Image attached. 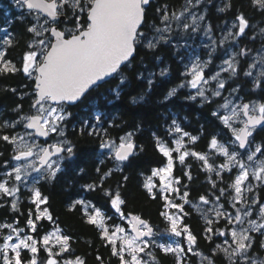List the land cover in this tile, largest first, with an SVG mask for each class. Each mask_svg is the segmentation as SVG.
Segmentation results:
<instances>
[{
    "label": "snow or ice",
    "instance_id": "1",
    "mask_svg": "<svg viewBox=\"0 0 264 264\" xmlns=\"http://www.w3.org/2000/svg\"><path fill=\"white\" fill-rule=\"evenodd\" d=\"M14 2L19 7L29 10L30 15L33 12L36 13L37 23L28 27L27 31L32 33L34 38L39 39L28 43L19 66L12 59L7 58V48L0 50V76L22 72L35 83V99L30 106V109L34 111L21 114L18 119L11 122L5 120L0 124V132L5 129H15L18 125L24 129L23 132L0 134V141L12 146L11 161L15 162L4 161L5 170L0 178V197H14L11 209L18 212L17 193L20 192L21 185L27 187L31 180L33 186L29 189L30 202L35 206V213L31 209L28 211L26 220L28 232L14 224H0V228L10 230L8 234L0 235V261L2 264H86L82 257L70 254L71 237L64 234L59 225L55 224L47 207L41 208L42 205L48 204L49 197L44 195L35 184L39 182V179L55 180L57 174L63 171L65 162L72 161L76 155L75 145L71 141L56 139L49 143L48 140L53 134L57 137L64 136L62 125L71 115L66 111V105L79 101L98 81L120 71L121 65L131 64L135 58L137 45L142 40H148L141 28L145 24L146 11L151 0H14ZM199 2L200 0H196L197 4ZM191 3L192 0H188V4ZM252 3L264 9V0H252ZM187 11L188 8L185 7L179 13L169 14L167 5L158 8L157 12H162L160 21L164 26H152L159 34V39L153 37L148 40L146 47L152 49L161 40L167 42L164 33L171 32L173 21H176L179 26L181 18ZM60 17L69 19L74 27L66 31L59 30L58 25L62 22ZM197 19L203 20L204 17L197 18L193 15L192 25H196ZM235 20L232 27L237 31L235 33L230 31L225 39L229 36L236 38L245 34L249 26L246 17L241 13ZM189 27L192 26L183 24L185 31ZM197 30L198 26L192 27V31ZM210 31L211 26L207 29V32ZM3 44L11 48L13 41L5 39ZM246 54L244 49L239 52V55ZM234 61L235 54L224 61L226 67H222L221 71L235 75L238 68ZM207 63L202 65L199 61L194 62L184 73L190 79L178 87L196 89L195 95L190 94L187 99L196 100L199 97L202 102L211 103L209 92L211 96L221 95L220 90L224 89L225 83L219 80V72L208 78L205 77L204 67ZM261 63L264 66V60ZM255 67V64L250 65V68ZM166 72V69H162L160 75L164 76ZM244 74L252 76V71H246ZM260 76L264 77V70L261 71ZM211 81L217 82L215 90L205 87ZM151 84L152 80H149V85ZM254 86L260 88L264 85L257 81ZM177 91L178 88L170 89L165 99L175 96ZM134 102H136L135 98ZM221 107L226 109L228 114L220 115L213 112V115L217 116L230 130L231 136L221 143L213 135L208 146L214 153L224 158L223 162L216 165L214 161L210 162L208 154L189 149L186 146L185 137L191 144H195L198 137L184 131L173 119L167 130V134L173 137L171 141L162 140L154 134L155 149L167 159V163L164 167L153 169L151 175L146 177L143 186L151 194L157 187L154 178H158L161 193H179V189L173 187L174 184L180 183L178 178L172 176L174 164L176 160L184 164L189 156L201 161L206 171L215 172L221 179H223L222 173L235 171L234 179L227 188H221L220 196L216 197V201L219 202L220 197L230 189L231 207L235 209V214L224 211L222 204L212 209L215 217L226 221L227 230L214 228L213 224L219 221L205 217L207 225L204 229L205 239L211 241L214 235L225 237V239L223 244L215 246L211 257H204V260L207 264H215L214 257L223 254L228 264H264V259L249 255L255 239L251 233L258 232L264 235V203L256 198L249 200L246 196V193L253 191L250 177L259 182L257 187L264 185V143L254 146V133L258 127L264 131V99L248 103L241 101L239 104L226 100ZM20 109L22 105H17L14 111ZM95 120L97 125H100L102 116L97 115ZM87 127L85 122V126L81 128V135L85 134ZM110 127H118V125L110 124ZM87 135L101 137L99 148L107 150V158L117 162V170L121 172L124 170L123 166L131 165L130 158L143 150L142 146L135 142L133 132H126L118 138L117 142L108 135L107 129L102 127L97 129V126L93 125L91 130L87 131ZM40 137L45 138L43 142L38 140ZM173 153H176L175 157ZM2 155L3 153H0V156ZM80 172L82 173L83 169H80ZM96 172L100 173L99 167L96 168ZM33 173L36 176H33ZM111 175L112 171L109 170L98 177V182L87 183L83 187L89 192L102 191L115 213L119 214L122 220H127L131 227L130 234L120 225L110 226L108 221L111 217L91 202L76 200L71 208L80 207L87 218V223L100 231L101 239L111 247V255L119 259V264H147L141 256L142 253L155 260L152 253L145 251L150 247L158 248L165 254H172L175 257V264H186L185 248L179 242H166L165 238L169 235L184 237L188 245L187 252L199 255L193 251L197 244V237L188 225L183 224L180 215L169 214L168 211L160 213L167 221V228L163 233L155 232L153 226L138 215L129 213L126 216L122 210L126 201L122 198L121 192L104 186L107 177ZM185 175L191 179L189 173ZM123 180L127 181L128 177L125 175ZM212 183L215 187V182ZM188 195L187 191L183 193L181 199L184 203H189ZM163 199L166 201V209L175 208L179 213H183V204L174 203L167 195H164ZM200 200L204 204L209 203L205 196H201ZM0 207L3 205L0 204ZM254 209L257 211V218L249 219L253 216ZM42 220L52 222L54 227L52 231L38 236V222ZM14 223L18 225L19 221ZM245 223L247 227L244 226ZM260 247L264 248V242L260 244ZM41 250L47 253L43 262L40 260ZM26 253H30L27 259H25ZM97 259L101 260L100 257ZM101 264H103L102 261Z\"/></svg>",
    "mask_w": 264,
    "mask_h": 264
},
{
    "label": "trees",
    "instance_id": "2",
    "mask_svg": "<svg viewBox=\"0 0 264 264\" xmlns=\"http://www.w3.org/2000/svg\"><path fill=\"white\" fill-rule=\"evenodd\" d=\"M206 1V15L214 28L222 24L225 19L236 17L241 13L246 18L252 19H262L264 16V9L254 5L252 0H229L230 7L223 11H219L216 0ZM185 2L186 0H152L147 8L146 21L141 31L147 36L149 32H152L153 25H161L162 12H157L158 8L167 5L168 11H174L183 7ZM12 3H14L12 0H0V40L5 35V39L13 41L11 48L4 44V49L7 48V58L12 59L19 66L28 43L37 39L27 31L28 27L35 22L33 19L35 14L33 12L30 15L26 9L23 13ZM73 26L70 20L60 25L63 31L72 29ZM166 40L167 42L162 40L152 49L146 47L147 40L140 42L130 65L124 66L115 77L89 91L79 103L65 106L71 115L62 125L64 136L75 145L76 155L72 161L65 162L63 171L57 174L55 180L41 181L38 187L44 195L49 197L48 204L41 207H47L55 224L59 225L64 234L71 237L70 254L82 257L86 264H101V261L103 264H112L115 256L111 255V247L101 239L100 231L87 223V218L80 207L73 209L71 205L76 200L86 198L92 204L102 208L106 215L112 217L108 224L116 222L119 214L111 208L102 191H86L83 187L85 184L98 182L99 176L111 170L112 175L107 177L104 186L121 192L122 198L126 201V204L122 206L124 214L138 215L157 230L166 229L167 221L160 215L161 212L168 210L165 208L164 195L158 188H154L150 194L143 186L146 177L152 173L153 169L163 167L167 163V159L155 149L154 134L161 139H169L168 127L173 119L178 118L186 132L198 137L195 144H190V148L201 153L211 151L208 144L213 135L220 142H225L231 136L230 130L217 116L213 115V112L218 113L221 110L220 98H211V103L198 99L189 100L187 96L191 93L188 87H178L188 78L184 75L188 59L176 45L175 35ZM241 43L250 47L251 52L259 47L255 41L250 45L247 44L248 35L241 39ZM219 58L216 56L215 61ZM247 66V60L242 59L237 73L227 82L226 89H237L238 95L247 101L264 99V86L255 87L252 78L245 76ZM162 69L167 70L164 76L160 75ZM149 80H152L151 85ZM261 83L264 85V80ZM172 88H178L177 94L165 99L166 93ZM13 89L15 91H12ZM34 89V81L22 72L0 76V124L5 120L11 122L18 119L21 114L34 111L30 109L35 99ZM117 93H119L118 96ZM17 105H22V109L14 111ZM96 112L102 116L100 125H97L95 120ZM85 122L88 127L85 129V134L81 135V128L85 126ZM110 124L118 125V127H110ZM93 125H96L97 129L101 127L107 129L108 135L116 140L126 132H133L135 142L142 146L143 150L138 151L135 157H131V165L123 166L124 170L121 172L117 170V164L104 156L99 148L101 137L87 135V131L91 130ZM22 129L23 127L18 125L15 129H5L0 134L4 132L12 134ZM254 136L255 144L264 143V131L260 128ZM0 153H3L0 156L1 178L4 161H11L12 146L0 141ZM218 158H220L218 155L212 157L215 163H218L216 161ZM97 167L100 168V173L96 172ZM80 169H83L82 173ZM185 173H189L191 179ZM125 175L128 177L127 181L123 180ZM174 176L180 180L181 190L189 191L190 199L195 201L202 194L212 190L218 192L219 185L226 186L227 181L232 180L234 174L222 173L223 179L219 177L216 186L213 187V178L217 175L204 170L199 160L189 156L184 164L176 162ZM258 193L261 200H264V185L258 187ZM0 204L3 205L0 207V221L18 220L20 227H26L29 209L35 213V206L31 204L30 197L25 194L18 205L20 206L18 212L12 211L11 203L6 199L0 198ZM184 207L186 215L184 213L183 224H190L197 237V248H209L210 243L202 235L205 226L200 214L188 204ZM53 227V223L47 220L38 222V236H43ZM154 253L160 264H175V257L172 254H165L158 248L154 249ZM253 253L264 256V249L259 246L258 240L253 246ZM44 254L46 253L41 250L40 255Z\"/></svg>",
    "mask_w": 264,
    "mask_h": 264
},
{
    "label": "rangeland",
    "instance_id": "3",
    "mask_svg": "<svg viewBox=\"0 0 264 264\" xmlns=\"http://www.w3.org/2000/svg\"><path fill=\"white\" fill-rule=\"evenodd\" d=\"M12 1L14 2V0H12ZM216 1H218L217 3L221 4L220 9H222V8L226 9V4L221 2L222 0H220V1L216 0ZM206 2H207L206 0H200L199 4H197L196 0H192V3L188 4V0H186V2L184 3L183 7H181L180 9L174 10V11H168L169 14H171L172 12L179 13L180 11H183V9L185 7L188 8V11L185 12L184 16L181 18V21L179 22V26H178L176 21H173L172 24H171V32L170 33H167V32L164 33V36L167 39L169 37L172 38V35H175V37H176V40H175L176 45L180 48L181 51L184 52V56L188 59L187 63H186V67H185L186 71L188 70V68L191 66L192 63L199 61L202 65H204L205 62H208L206 64V66L204 67V72H205V77L206 78H208V77H210L212 75H215L217 72L220 73L219 80H221V81H223L225 83L224 89L220 90L221 91V95L220 96H211V92H209L208 95L212 99L213 98H215V99H219L220 98V109L221 110L218 113L220 115H225V114H228V112H227L226 109H224L221 106L225 104L226 100H230L234 104H239L241 101L244 102V103H248L249 101H247L244 98H242L241 96H239L236 91H233V89H226V84L229 81V79L231 78V76H233V74L231 72H222L221 68L222 67H226V65L224 64V61L227 60V59L232 58L234 56V54H235V61L234 62L237 63V68L239 67L240 62L242 61V59L247 60V64H248L247 71H249V70L252 71V76H250V77L252 78L253 83H256L257 81L261 82V80L264 78V77L260 76L261 71L264 70V66H262V63H261V61L264 60V47H262V45H261L260 49L254 51V52L253 51L251 52V48L247 47V46H244L241 43V39L245 35H247L248 29H250V27H251L253 30H252V33H250L248 35V37L250 38L251 41H253V42L255 41L257 44H261L262 43L261 40H262V38H264V31H262V30H264V23L263 24L255 23V25H253V26H251L250 23H249V26H248V28H246L245 34L243 36L236 37V38H233V37L229 36L228 39H225V37L228 36V33L230 31L233 32V33H235L237 31L236 28L232 27L233 23H235L236 21H232L230 24L225 23L224 26L220 24V26L218 27L220 29L217 32L218 33V36H217L215 34L216 32L213 30L212 26L210 25V22L207 23V21H206L207 20V15H206L207 3ZM12 4H14L23 13L26 12L24 10L26 8L19 7L18 5L15 4V2L12 3ZM34 14L35 15L33 16V19L35 21L34 22V24H35V23H37V21L35 19L36 13L34 12ZM193 15H195L197 18L203 16L204 19L203 20L197 19L196 25H192V16ZM261 21H263V20H261ZM184 23H187V24L191 25L192 27H197L198 26V30L197 31H192V27H189V29L187 31H185L184 28H183V24ZM163 26L164 25L161 24V25H158L156 27H163ZM209 26H211V31L207 32V29L209 28ZM176 30H178V33L175 34ZM45 36H47V34H45ZM147 37H148V40H151L153 37H156L157 39H159V34L156 33L155 29L152 27V32H149ZM5 38H6V36L4 35L2 37V39L0 40V50L4 49L3 41L5 40ZM37 39H39V38H37ZM143 41H145V40H142L141 42H143ZM247 44H249V42ZM241 49H244L247 54L246 55H239V52H240ZM216 56L220 57L219 60H217V61H215V57ZM252 64H255L256 67L255 68H250V65H252ZM187 79H190V77H188ZM216 83H217L216 81H211L205 87L211 88L212 90H215L216 89ZM188 91L191 93V95H195L196 89H192V88L188 87ZM197 99L201 100L199 97ZM251 101H258V99L251 100ZM66 111L69 112L67 108H66ZM97 115H100V114L98 112H96V116ZM175 120L182 127L181 121L178 118H176ZM23 131H24V129H22L20 132H23ZM58 138L61 139V140H64V139L68 140L67 138H65V136L58 137ZM168 138L169 139H162V140L171 141L173 139V137H171L169 135H168ZM38 140L40 142L42 141L39 138H38ZM117 142H118V140H117ZM185 143H186V146L189 149H191L190 148V144L191 143H188V138L187 137H185ZM221 143H224V142H221ZM255 145L256 144H255V141H254V146ZM171 146H174V145H171ZM241 151H243V150H241ZM102 153L104 154V156H107V150L106 149L102 150ZM205 153L209 155L210 162L214 161L212 159V157L218 155V154L214 153L212 150L209 151V152H205ZM173 156L175 157L176 153H173ZM219 157L220 158L216 159V161L218 162V163H215L216 165H219L224 160L223 157H221V156H219ZM192 158H194V157H192ZM112 161L117 164V162H115L114 160H112ZM9 162L10 163H15L14 161H9ZM176 162L179 163V161L176 160L175 164H174V168H175ZM200 164L202 166V162L201 161H200ZM212 173L215 174V172H212ZM232 173L234 174L232 179H234L236 173H235V171H233ZM33 176H36V174L33 173ZM172 176L177 178L176 176H174V169H173ZM218 179H219L218 176H216V178H213V181L215 182V185H216ZM40 180H42V179H39V181ZM154 181H155V183L157 185L156 188H158L160 190L159 179L158 178H154ZM250 181H251V183L253 185V191L251 193H246V196L248 197L249 200H251L252 198H256L261 203H264V200H261L258 197V194H259L258 193V187L259 186L257 187L256 185H259V182L255 181V180H252L251 177H250ZM230 183H231V180L227 181L226 186H224L222 184L219 185L218 192H215L214 190H212V191H210V192H208L206 194H202L201 196H205L209 200L208 204H204L200 200L201 196L197 200L192 201L190 199L189 195L187 197L189 203H184V201L181 199V197L183 196V193L185 191H187V190L186 189L181 190V187H180L179 184L178 185L174 184L173 187L178 188L179 189V193H177V192H169V193H162V194L163 195H167L169 200L173 201L174 203L183 204L184 211H183V213H179L178 210L175 209V208H171V209H168L166 211H168L169 214H178V215H180L182 217V221H184V213L186 211L184 205L188 204L190 207L193 208V210H195L196 212H198L200 214L201 219L203 220V223H205V225H206L205 217H207L209 219H213L214 221L215 220L219 221L218 223H214L213 224L214 228L221 229V230H227L226 229V221L224 219H222V218L215 217L214 211H212V209L214 207H216L218 204H222L224 206L223 207L224 211L231 212L233 215L235 214V209L231 207V203L232 202H231V199H230V193H231L230 189H229L228 192L225 193L224 196L220 197L219 202L216 201V197L220 196V189L221 188H227ZM32 186H33V184L31 182V180H30V182H29L27 187H25L23 185L20 186V192L17 193L18 205L20 203V200H21L23 194L28 195L29 197L31 196V192L29 191V189ZM35 186L38 187V183H36ZM187 192L189 193V191H187ZM11 199L13 200L14 197H11ZM82 200H85V201L89 202L86 198H83ZM237 207H240V205H237ZM41 208H43V207H41ZM109 217H111V216H109ZM256 218H257V211H256V209H254L253 210V216L250 217L249 219H256ZM111 219H112V217H111ZM14 222L15 221L9 222V221L5 220V221H0V224H6V223L7 224H14V226L20 227L19 225H16ZM109 225L110 226L111 225H120L121 227L125 228L126 232H128L129 234L131 233V227L128 224L127 220H122L119 215H118V220L116 222H114V223L109 224ZM186 225L189 226L190 230L193 233V230H192L190 224H186ZM244 226L247 227L248 226L247 223H245ZM20 228H23L25 230V232L29 231L27 229V227H20ZM153 228H154V231L158 232V233H163L166 230V229L157 230L154 226H153ZM9 231L10 230L7 229V228H0V235H6V234L9 233ZM251 235L255 238L254 239V244H255L256 240L259 241V246H260V244L262 242H264V235H261L258 232L251 233ZM34 236H36V235H34ZM219 237L221 238V241L218 244H223L225 237H221V236H219ZM165 239H166V242H173V241L179 242L181 244V246L185 248V250H186V258H185L186 261L188 260L189 256L194 255L192 252H187L188 245H187L186 240L184 239V237H174V236H170L169 235ZM154 249H155V247H150V248L146 249L145 251H146V253H148V252L152 253V255L155 257V260H153L152 257L146 255L145 253L141 254V256L147 262V264H157V262H158V258L156 257V255L154 253ZM193 251L195 253H199V255H195V256L198 257L200 262L204 261V257H211L210 254H207L204 251L198 250L196 245L194 246ZM25 255H26L25 259H27L28 256H30V253H26ZM219 255L222 256V258H224L223 254H219ZM249 255H253V256H256V257L264 259L263 256L255 255L253 253V250L250 251ZM46 256H47V253L42 255V256L40 255L41 262L44 261ZM204 262L207 263V261H204ZM0 264H2V261H0ZM186 264H191V263L188 262Z\"/></svg>",
    "mask_w": 264,
    "mask_h": 264
},
{
    "label": "flooded vegetation",
    "instance_id": "4",
    "mask_svg": "<svg viewBox=\"0 0 264 264\" xmlns=\"http://www.w3.org/2000/svg\"><path fill=\"white\" fill-rule=\"evenodd\" d=\"M220 1V0H219ZM216 2H218V1H216ZM221 2H223V3H225L226 5H230L231 3H228L229 2V0H222ZM217 6H218V9H219V11L221 10L220 9V7H221V4L220 3H217ZM227 8V7H226ZM223 9V8H222ZM261 10V9H260ZM235 18L236 17H231V18H228V19H225L224 20V22L221 24V25H223L224 26V24L225 23H228V24H230L232 21H236L235 20ZM247 20H248V22L250 23V25L251 26H253V25H255V23H257V24H263L264 23V16H263V18L262 19H255V18H246ZM261 20H263V21H261ZM207 23L208 22H210V20H209V18H207ZM210 25L212 26V24H211V22H210ZM220 26V25H219ZM218 26V27H219ZM222 26V27H223ZM214 28L213 26H212V28H213V30L216 32L215 34L218 36V30L220 29V28ZM252 28L250 27V29H248V33H247V35H249L250 33H252ZM247 35H245V36H247ZM249 38V37H248ZM248 42H249V44H251V43H253V41L251 42V40H250V38L248 39ZM261 44H257V45H259V47H258V49H260V46L262 45V47H264V38H262V40H261ZM257 49V50H258ZM118 74V73H117ZM262 80H264V78L262 79ZM261 80V81H262ZM56 139H59L55 134H53L52 135V137L51 138H49V140H48V142L49 143H52V142H54V140H56ZM61 140V139H60ZM44 140H42L41 142H43ZM65 167V165L63 166V168ZM5 170V169H4ZM4 170H3V172H4ZM2 172V173H3ZM1 178H2V174H1ZM44 180H46V179H42V180H40L38 183H40L41 181H44ZM258 197L261 199V197H260V194H258ZM1 199H3V200H5L6 199V201H11L12 202V199H11V197H0ZM22 199V198H21ZM10 202V203H11ZM20 206H18V208H19ZM204 224V226L206 227L207 225H205V223H203ZM202 235L205 237V235H206V233L204 232V230L202 231ZM207 240V239H206ZM221 241V238L219 237V236H216V235H214L213 237H212V240L211 241H209V240H207V242L208 243H210V247L209 248H204V247H201V248H197L198 250H201V251H204V252H206L207 254H210V256L212 255V251H213V249L215 248V246L219 243ZM264 249V248H263ZM253 250V249H252ZM264 257V256H263ZM214 259H215V264H228V261L226 260V259H224V258H222V256H220V255H217L216 257H214ZM205 261V260H204ZM204 261H199V259H198V257L197 256H195V255H191V256H189V258H188V260L186 261V263H188V262H190L191 264H207L206 262H204ZM112 264H119V259L117 258V257H115V261L112 263ZM157 264H160V261H158L157 262Z\"/></svg>",
    "mask_w": 264,
    "mask_h": 264
},
{
    "label": "water",
    "instance_id": "5",
    "mask_svg": "<svg viewBox=\"0 0 264 264\" xmlns=\"http://www.w3.org/2000/svg\"><path fill=\"white\" fill-rule=\"evenodd\" d=\"M151 1H152V0H151ZM26 10H27V9H26ZM27 11H29V10H27ZM60 20H61L62 22L58 25V28H59V30L63 31V30L61 29L60 25H61L63 22H68L69 19H66L65 17H60ZM135 53H136V52H135ZM135 53H134V56H135ZM124 66H125V65H121V69H122ZM118 72H119V71H118ZM118 72H117V73H118ZM117 73H113L112 75L105 77L103 80L98 81L96 85H93L91 88H89V90L84 94L83 97H81V99H80L79 101H77V102L74 103V104H70L69 106H73V105L79 103V102L85 97V95H86L89 91H91V90L94 89L95 87H97V86H99V85H102V84H104L105 82L109 81L110 79H112L113 77H115V76L117 75ZM258 128H259V127H258ZM39 139H40V140H44L45 138L40 137Z\"/></svg>",
    "mask_w": 264,
    "mask_h": 264
}]
</instances>
